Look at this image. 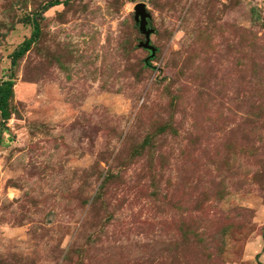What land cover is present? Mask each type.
Returning <instances> with one entry per match:
<instances>
[{
	"label": "rangeland",
	"instance_id": "1",
	"mask_svg": "<svg viewBox=\"0 0 264 264\" xmlns=\"http://www.w3.org/2000/svg\"><path fill=\"white\" fill-rule=\"evenodd\" d=\"M49 1L0 0V264H264V0Z\"/></svg>",
	"mask_w": 264,
	"mask_h": 264
},
{
	"label": "trees",
	"instance_id": "2",
	"mask_svg": "<svg viewBox=\"0 0 264 264\" xmlns=\"http://www.w3.org/2000/svg\"><path fill=\"white\" fill-rule=\"evenodd\" d=\"M58 4V1L53 0V1H49L47 3H45L41 9L42 10H46L47 8H49L52 5H56ZM30 24L32 27V31L31 34L28 38L24 39L21 43V45L18 47V49H16L12 54H11V62L19 57L24 51L27 50L29 44L31 43V41L35 38L37 32H38V26H37V22H36V18L35 15L31 18L30 20ZM147 65V63H146ZM1 84L4 85V87H1ZM10 86H11V82L10 81H3L2 83H0V115L2 117H5V104H6V98L7 95L9 93L10 90Z\"/></svg>",
	"mask_w": 264,
	"mask_h": 264
},
{
	"label": "water",
	"instance_id": "3",
	"mask_svg": "<svg viewBox=\"0 0 264 264\" xmlns=\"http://www.w3.org/2000/svg\"><path fill=\"white\" fill-rule=\"evenodd\" d=\"M133 9H134V18L137 19L138 21V28L144 34V37H145V41L143 42L142 45L145 48H149L153 50L152 47L149 46L148 44V33L150 30H146L144 26L145 17L147 15L144 10V4L142 2H138L134 5Z\"/></svg>",
	"mask_w": 264,
	"mask_h": 264
}]
</instances>
